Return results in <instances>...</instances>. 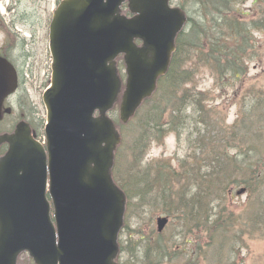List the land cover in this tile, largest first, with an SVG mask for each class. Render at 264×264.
<instances>
[{"label": "water", "instance_id": "water-1", "mask_svg": "<svg viewBox=\"0 0 264 264\" xmlns=\"http://www.w3.org/2000/svg\"><path fill=\"white\" fill-rule=\"evenodd\" d=\"M186 22L169 0L58 4L48 33L50 87L42 96L48 161L27 124L0 136V146L8 144L0 157V264H16L25 251L35 264H118L126 197L112 178L121 137L107 114L119 104L126 124L152 96ZM15 87V71L0 58V119ZM166 222L157 220L159 232Z\"/></svg>", "mask_w": 264, "mask_h": 264}, {"label": "trees", "instance_id": "trees-1", "mask_svg": "<svg viewBox=\"0 0 264 264\" xmlns=\"http://www.w3.org/2000/svg\"><path fill=\"white\" fill-rule=\"evenodd\" d=\"M185 1L181 7L188 23L176 40L169 70L134 124L123 129L116 154L114 180L128 199L122 264H238L247 239H264V211L244 216L228 206L230 190L242 187L248 205L254 196L264 207V159L237 155L251 137L242 133L239 120L220 126L217 113L206 106L209 93L195 85L206 71L216 86L230 88L245 77L248 63L261 61L264 0L254 1L249 11L242 8L247 0ZM256 34L262 35L261 42ZM242 99L264 109L261 89H248ZM129 133L132 140L126 144ZM170 133L177 138L185 133L192 153L177 168L165 160L144 166L150 145ZM128 150L133 157L122 168L121 152ZM131 212L136 228L127 223ZM160 214L170 223L157 234L153 221Z\"/></svg>", "mask_w": 264, "mask_h": 264}, {"label": "rangeland", "instance_id": "rangeland-1", "mask_svg": "<svg viewBox=\"0 0 264 264\" xmlns=\"http://www.w3.org/2000/svg\"><path fill=\"white\" fill-rule=\"evenodd\" d=\"M57 1L0 0V6L6 7L8 5L10 9L4 16L5 32H0V43L4 44L7 40L8 42L13 41L11 37H7V33L19 39L22 37L26 39L27 46L25 50L28 52L29 59L26 60L24 68L21 69L22 65L20 66L19 72L25 73L23 74V78H21V81L24 83L22 87L26 90L27 96L37 109L34 123L44 119L45 116L43 107L41 106V95L47 87L50 78L47 30L51 10L54 9ZM254 1L256 0H247L246 5L242 7L243 10L249 11ZM173 3L178 4L179 0H173ZM12 20L13 27H7ZM30 32L33 33V40L30 38ZM255 39L261 42L262 35L256 34ZM247 68V75L242 81L235 83L230 88L221 89L220 86H216L213 77L206 71L200 74L195 85L198 89L209 93L211 99L206 103V106L217 113L218 124L220 126L228 127L232 125L240 114V111L246 110L243 118L239 119V128L245 136L248 134L251 137L252 143L248 140L244 141L243 148L245 150L242 149L240 152H237V155L240 156L242 153H245L246 156L254 160L257 158L264 159V109L255 106V104L249 106L242 99L248 89L253 88L264 91V52L260 62L258 60L252 61L247 64ZM9 123L10 120H8ZM7 127L6 124L3 126V128ZM39 134L41 135L38 139L43 140L41 129L39 130ZM125 140H127L126 144L131 143L132 135L129 133ZM191 153L192 150L189 148L184 135L181 141H178L174 135L170 134L162 143L151 145L144 157L143 165L147 167L149 163L168 160L171 161L170 164L172 166L176 167L181 159L186 158ZM131 157L133 156L130 150L124 153L121 152L122 168H124ZM259 170H262V167H259ZM240 188L242 187L232 188L228 196V206L236 214L245 213L244 216H247L252 212L264 211V207H259L260 201L257 202L254 196L252 197V205L250 206L248 205L247 194L236 195V192ZM256 194L258 193L256 192ZM133 218L134 215L131 212L129 223L131 227L136 228L137 225ZM252 238L253 240L246 242L247 248L240 252L238 257L239 264H264V239L255 236H252ZM212 256H216V254H212ZM20 264H28L27 259L23 257Z\"/></svg>", "mask_w": 264, "mask_h": 264}, {"label": "flooded vegetation", "instance_id": "flooded-vegetation-1", "mask_svg": "<svg viewBox=\"0 0 264 264\" xmlns=\"http://www.w3.org/2000/svg\"><path fill=\"white\" fill-rule=\"evenodd\" d=\"M17 40H13V42H9V43H7L6 45H4L3 46V49L4 50H6V53L4 52V54L6 55V54H8V55H10V53H11V49H17ZM14 62V61H13ZM12 62V63H13ZM15 63V65L14 66H16L17 65V63L16 62H14ZM13 63V64H14ZM14 97H15V95H14ZM13 97V98H14Z\"/></svg>", "mask_w": 264, "mask_h": 264}]
</instances>
